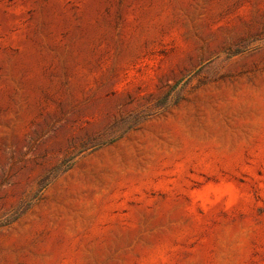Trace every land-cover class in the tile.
<instances>
[{
  "label": "rangeland",
  "instance_id": "obj_1",
  "mask_svg": "<svg viewBox=\"0 0 264 264\" xmlns=\"http://www.w3.org/2000/svg\"><path fill=\"white\" fill-rule=\"evenodd\" d=\"M0 264H264V0H0Z\"/></svg>",
  "mask_w": 264,
  "mask_h": 264
}]
</instances>
